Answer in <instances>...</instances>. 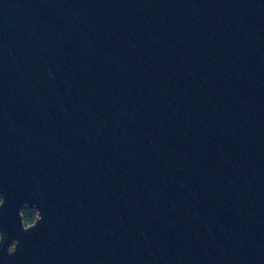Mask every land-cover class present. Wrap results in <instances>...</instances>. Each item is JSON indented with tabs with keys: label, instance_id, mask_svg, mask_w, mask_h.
Listing matches in <instances>:
<instances>
[{
	"label": "water",
	"instance_id": "95a60500",
	"mask_svg": "<svg viewBox=\"0 0 264 264\" xmlns=\"http://www.w3.org/2000/svg\"><path fill=\"white\" fill-rule=\"evenodd\" d=\"M0 195V264H264V0H0Z\"/></svg>",
	"mask_w": 264,
	"mask_h": 264
},
{
	"label": "trees",
	"instance_id": "16d2710c",
	"mask_svg": "<svg viewBox=\"0 0 264 264\" xmlns=\"http://www.w3.org/2000/svg\"><path fill=\"white\" fill-rule=\"evenodd\" d=\"M1 201H2V196L0 195V202ZM23 214H24L25 223L32 224L36 220L38 212L26 206L23 210Z\"/></svg>",
	"mask_w": 264,
	"mask_h": 264
}]
</instances>
